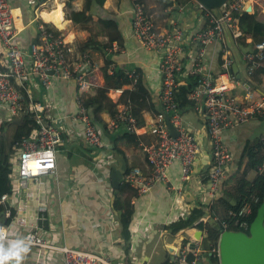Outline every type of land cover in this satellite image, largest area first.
<instances>
[{"label": "crops", "instance_id": "1", "mask_svg": "<svg viewBox=\"0 0 264 264\" xmlns=\"http://www.w3.org/2000/svg\"><path fill=\"white\" fill-rule=\"evenodd\" d=\"M144 2L158 28L171 29L174 23H178L185 31L186 40L180 57L189 69L190 54H186V49H193L191 53L195 57L203 48L200 46L197 50L194 45L195 34L206 26V19L199 4L192 1L188 6L178 8L158 6L154 0ZM10 3L16 16L14 41L24 55L30 53L31 44L39 39V26L44 24L58 33L57 35L74 48L75 52H79L71 55L73 65L83 64V60H80L81 47L90 39H96L101 44L108 43L109 39L98 18L116 21L123 37V46L114 43L112 49L105 54L106 58L112 61L110 72L113 74L115 70H125L128 75L137 74L138 78L129 76L132 84L120 89H111L107 93L116 112L113 118L106 110L105 102L100 103L97 94V90L104 88L106 84L101 70L104 58L99 54L94 56L98 67L92 63L93 70L86 72L89 73L88 80L92 88L83 93L87 99L99 101L100 108L92 109L93 117L92 113L90 114L92 119H95L103 141V147L98 152L85 143L83 126L75 119L80 93L75 78L70 81H54L49 87L42 85L37 78L27 84L29 102L36 101L44 106L46 120L61 128L64 142L58 148L56 173L43 177L39 184L29 183L26 191L14 192L6 207L13 212L11 223L9 226L3 224V221L8 220L4 209L0 214L1 224L8 228L14 238H25L35 227L39 237L57 246L109 254L125 264H171V250L180 247L185 240H198L196 234L200 230H184L172 237L164 228L186 218L194 209H203V217L199 221L212 216L211 209L216 201L224 198L236 187V177L239 173L237 166L241 164L247 145L255 139H264V116L224 132L223 139L230 149L233 161L220 193L211 201L208 195L209 180L205 183L211 172L212 161L206 136L205 113L203 108L195 107L194 111L182 114L186 129L197 139L201 148L191 179L181 188V168L175 165L169 171V182L156 184L145 195H139L134 188L126 187L124 202L126 213L132 221L130 237L126 239L122 235L120 216L112 209L115 191L111 183L112 167L119 157H124L128 169L140 167L145 174L149 171L143 148L156 142V137L148 132V127L155 122L156 115L162 112L160 97L163 77L160 65L163 55L143 48L136 39L129 0H106L103 9L94 8L92 13L95 23L91 24V30L81 29L78 25L85 0H76L71 8H68V0H57L53 2V6L42 12L29 6L26 0H10ZM248 9H251L250 13H256L263 18L264 0H249ZM53 15L56 16L51 17ZM233 33L234 30L226 33L224 44L214 42L206 45L202 49V59L205 69L220 81L222 78L229 85L232 96L243 102L247 91L250 90L248 83L251 79L246 75L243 53L238 52ZM247 43H251L250 38H247ZM223 46L232 60V74L225 77L221 74L226 58L222 53ZM3 55L0 47L1 64H6ZM88 64H83V68ZM262 81V92L259 96L264 97V76ZM125 104L134 109L138 119V134H129L123 124L119 128L111 127ZM88 112H91L89 108ZM3 120L12 118L0 107V126ZM11 134L12 128H9L7 135ZM103 160L108 163L105 164ZM245 164L246 162L242 166L243 170ZM106 169L109 171L108 175L104 172ZM17 175L16 168L11 176L14 188ZM255 176V171H251L247 178L253 180ZM28 193L47 204L46 219L35 220L33 208L37 205L35 200H28ZM205 235L203 234L199 241L203 248L207 249ZM22 264H64V256L57 251L30 246V252Z\"/></svg>", "mask_w": 264, "mask_h": 264}, {"label": "built area", "instance_id": "2", "mask_svg": "<svg viewBox=\"0 0 264 264\" xmlns=\"http://www.w3.org/2000/svg\"><path fill=\"white\" fill-rule=\"evenodd\" d=\"M26 1L36 11L42 12L49 9L47 2ZM129 2L132 6V26L136 39L143 48L163 55L160 65L163 81L160 97L162 112L156 115L155 122L148 127V132L156 137V142L143 148L149 171L145 174L140 167L130 168L124 176V181L139 195H145L156 184H167L169 171L175 165L181 168V188L190 181L201 148L197 139L186 129L175 99L176 91L185 84L187 74V76L199 77L191 99L197 103L196 109L203 108L205 113L206 136L212 159L208 195L211 201H214L222 189L227 171L233 161L230 149L224 142L223 134L228 129L263 117L264 97L251 89L247 91L243 102L233 97L229 85L222 78L220 81L218 77L205 69L202 49L214 42L224 44L225 35L229 30H234L235 40L242 36L234 16L247 11L249 0L229 2L222 9L221 18H218L213 11L206 10L199 5L206 19V26L195 34L194 41L203 48L190 60L189 69L180 57L186 40V33L180 25L174 23L171 29L158 28L152 15L148 13L144 0H129ZM15 27L16 16L10 0H0V47L6 61V64H0V107H3L11 118H15L23 110L25 105L23 91L27 90L26 86L32 80L37 78L42 85L49 87L54 81H70L75 78L80 90L75 119L83 126L85 143L93 150L100 151L103 147L102 137L85 103L84 93L92 88L88 80L89 73H81L83 64L74 66V60L71 59L72 54L79 52H75L74 48H71L61 36L55 35L44 24H41L39 39L31 44L30 53L24 55L14 41ZM222 53L226 58L221 74L225 77L232 74V60L228 57L229 53L225 46L222 48ZM80 58L90 63L89 57L82 52ZM243 66L246 75L250 78L256 69L264 67V39L256 45L252 52L243 56ZM95 67H98L96 63ZM110 73L112 74V71ZM129 76L134 79L138 78L135 73ZM28 107L32 112L33 118L31 119L36 123L37 130L20 143L21 155L16 163L18 175L15 188L13 187L12 193L4 194L0 199V205L5 207L14 192L26 191L29 183L39 184L43 177L56 173L58 148L64 142L61 128L46 120V111L42 104L30 101ZM166 116H169L171 125L177 130V137H173L166 126ZM122 124L125 125L129 134H138V119L133 107L128 104L120 110L111 127L119 128ZM103 162L108 163L106 160ZM104 172L109 174L107 169ZM255 174H264V165L259 167ZM28 194H30L28 200H35L37 205L33 208L35 220L37 218L46 219L47 204L33 194ZM251 214L252 208L247 204L239 213L240 229L236 232L249 230L247 219ZM4 215L10 219L13 212L7 208ZM208 221L215 222L216 218H203L200 222L207 224ZM221 226L228 230L225 224ZM0 227L5 230L6 240L17 239L11 237L7 227L2 224ZM201 232L205 234L204 231ZM26 237L31 239L30 246L62 253L64 264H125L109 254L79 251L67 246L50 244L38 236L35 227ZM171 264H221L220 239L216 246L207 249L203 248L199 240L189 241L178 248H173Z\"/></svg>", "mask_w": 264, "mask_h": 264}, {"label": "trees", "instance_id": "3", "mask_svg": "<svg viewBox=\"0 0 264 264\" xmlns=\"http://www.w3.org/2000/svg\"><path fill=\"white\" fill-rule=\"evenodd\" d=\"M48 0H41V2H47ZM76 0H68V8L72 7V3ZM193 0H154L158 6L164 7H185L192 3ZM106 0H85L83 14L78 20V25L81 29L91 30V24L95 23V18L92 13L94 8L103 9ZM234 19L238 23L239 30L242 36L236 41V48L238 52L243 53V56L254 50L257 44H259L264 39V17H259L256 13L243 12L241 14H236ZM98 22L102 25L105 30V34L108 37V43L101 44L96 41V39H90L87 44L81 47V52L90 58V63L84 66L80 70L81 73L91 72L95 64L94 56L99 54L104 58V65L102 66V72L105 77V87L99 88L97 90L98 99L100 103L105 102L106 110L114 118L116 115L113 103L107 96V93L111 89H120L124 86L132 84V80L129 78L128 73L125 70H115L113 74H110V67L112 66V61L106 58V53L112 49L114 43H118L119 46H123V37L119 30V25L116 21L111 19L98 18ZM55 35L56 33L53 29H50ZM59 35V34H58ZM247 38L251 39V43H247ZM197 50L200 49L198 43H194ZM199 46V47H198ZM193 49H186V54L188 59L192 60ZM246 52V53H245ZM245 53V54H244ZM82 61V60H81ZM85 64V61H82ZM1 64V59H0ZM77 65V64H76ZM75 66V65H74ZM92 68V69H91ZM264 76V67H259L251 75V81L249 84L250 89L256 94L260 95L262 92L261 87L263 85L262 77ZM199 77H193L186 74L185 84L180 87L175 94L176 103L179 112L182 114H187L194 111L197 108V103L191 99V94L197 87V80ZM25 105L22 112L12 120H3L0 126V199L4 194L12 193L13 184L11 180V174L16 169V163L20 159L21 147L20 143L23 139L29 138L37 130V125L31 118H33L32 112L28 107L29 97L26 90L23 91ZM85 97L86 106L91 111L95 107L99 109V101L93 98L87 99ZM93 117V113H92ZM16 120H21L22 124L18 125L14 122ZM95 120V119H93ZM95 123V122H94ZM9 128H12V134L7 135ZM245 164V169L242 166ZM264 165V142L262 139H255L247 145L244 157L241 164L237 166V171H239L236 177V187L231 193H227L226 196L214 204L212 210V218H216V221L211 223H201L199 220L203 217V209L198 208L191 211L189 216L180 219L164 228L166 232L172 237L178 235L181 231L198 229L205 232V243L210 248L216 246L220 239V232L216 229V225L227 226L229 231H238L240 228V216L239 213L244 206L247 204L252 208V214L248 217L247 222L250 226L255 220L258 210L264 202V174H256L253 180H249L247 175L251 171H257L259 167ZM243 171V172H241ZM210 176V172H209ZM209 176L206 178L205 183L208 182ZM126 187H129L123 180L119 190L114 191V199L112 203L113 211L120 216V221L122 225V235L129 239L130 233L129 229L132 224L131 217L126 213V206L124 202V193ZM258 200V202H256ZM6 207L0 206V214ZM15 214V213H14ZM11 219L3 221L4 225L9 226ZM2 224V225H3ZM249 233V230H244ZM185 240L184 243H188Z\"/></svg>", "mask_w": 264, "mask_h": 264}, {"label": "water", "instance_id": "4", "mask_svg": "<svg viewBox=\"0 0 264 264\" xmlns=\"http://www.w3.org/2000/svg\"><path fill=\"white\" fill-rule=\"evenodd\" d=\"M201 7L213 11L218 18L223 16L222 9L233 0H195ZM248 13L251 9L247 10ZM166 126L173 137L178 132L170 123L169 116L165 117ZM15 124L21 125V120ZM128 166L124 157H119L112 167L111 183L114 190H119ZM1 224V221H0ZM216 229L220 232L221 264H264V202L258 210L257 216L250 225L249 233L229 231L217 224ZM202 232L198 231L196 239L200 240Z\"/></svg>", "mask_w": 264, "mask_h": 264}, {"label": "clouds", "instance_id": "5", "mask_svg": "<svg viewBox=\"0 0 264 264\" xmlns=\"http://www.w3.org/2000/svg\"><path fill=\"white\" fill-rule=\"evenodd\" d=\"M30 245L28 237L6 240L5 230L0 227V264H22L30 252Z\"/></svg>", "mask_w": 264, "mask_h": 264}, {"label": "rangeland", "instance_id": "6", "mask_svg": "<svg viewBox=\"0 0 264 264\" xmlns=\"http://www.w3.org/2000/svg\"><path fill=\"white\" fill-rule=\"evenodd\" d=\"M54 1H57V0H50L49 3H48V7H50ZM52 2V3H51ZM175 7V6H174ZM12 175V174H11Z\"/></svg>", "mask_w": 264, "mask_h": 264}, {"label": "bare ground", "instance_id": "7", "mask_svg": "<svg viewBox=\"0 0 264 264\" xmlns=\"http://www.w3.org/2000/svg\"><path fill=\"white\" fill-rule=\"evenodd\" d=\"M53 6V5H52ZM52 8V7H51ZM54 16H56V15H53V16H51V17H54ZM93 83H94V81H93Z\"/></svg>", "mask_w": 264, "mask_h": 264}]
</instances>
